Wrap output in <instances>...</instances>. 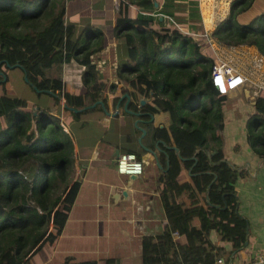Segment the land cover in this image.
<instances>
[{"label": "trees", "instance_id": "obj_1", "mask_svg": "<svg viewBox=\"0 0 264 264\" xmlns=\"http://www.w3.org/2000/svg\"><path fill=\"white\" fill-rule=\"evenodd\" d=\"M126 1L139 10L130 16L127 4L121 2L114 18L113 34L126 43L128 55L116 69L117 78L126 84L118 87L121 94L126 93L119 104L128 98L126 108L138 110L143 142L150 137L155 140L165 129L152 125L148 116L167 110L173 142L182 139L197 147L194 162L169 149L161 177L167 224L159 234L141 237L140 264H181L176 247L184 245L190 247L197 264H208L217 256L206 240L208 230L215 227L222 232L227 216L231 233L244 227V219L235 209L234 189L242 171L224 159L218 148L208 157L212 148L206 143V132L218 140L215 129L221 127L220 104L225 96L210 81L212 52L206 42L194 37L195 32L182 30L162 14L159 18L154 0ZM252 1L230 0L227 13L210 33L220 44L254 45L264 56V11L247 21L237 18ZM63 6L64 0H0V71L4 72L6 63L19 66L34 90L51 94L55 101L62 97L63 106L77 115L93 102L96 106L99 98L105 104L100 97L105 84L89 57L102 47L103 34L96 27L84 28L81 36L75 34L74 27L63 22ZM70 58L83 66L86 88L82 93L62 90L60 79L44 72ZM201 96H208L211 106H204ZM139 97L145 102L138 107ZM253 108L246 119V138L251 150L264 157V91L254 95ZM180 164L189 168L191 182L176 181ZM71 167V139L58 116L48 108L30 109L24 98L0 93V264H33L32 254L41 242L51 243L58 235L77 186L73 181L66 187ZM192 187L203 191L206 201V208H194L198 227L188 220L191 210L176 198L183 190L190 195ZM216 211L218 218L209 219ZM172 231L184 242L173 239ZM242 241L240 238L239 243ZM108 261L110 258L104 264ZM78 264L97 262L82 260Z\"/></svg>", "mask_w": 264, "mask_h": 264}, {"label": "crops", "instance_id": "obj_2", "mask_svg": "<svg viewBox=\"0 0 264 264\" xmlns=\"http://www.w3.org/2000/svg\"><path fill=\"white\" fill-rule=\"evenodd\" d=\"M229 1L154 0L153 4L154 10L160 12L159 18L162 14L182 30L195 32V38L201 35L200 40H205L211 52L216 51L226 59L224 46L240 56L230 65L245 81L225 94L220 104L221 127L215 129L219 138L215 141L207 131L206 143L212 148L208 150V157L218 148L224 159L242 171L234 182V189L235 209L244 219V227L231 233L227 216L222 232L211 227L205 237L217 252L211 262L220 258L215 264H249L258 256L264 257V157L251 150L246 138V119L254 111V95L259 90L264 91V56L254 45L226 46L216 42L211 35L210 29L227 13ZM121 2L127 4L130 16L139 10L126 0H64L63 6V22L70 23L75 34L81 36L86 31L84 28L96 27L102 31L103 45L89 57L97 77L105 84L100 92L105 104L97 102L94 106L96 103L93 102L75 115L71 113L72 109L63 106L62 97L55 101L46 92L37 91L42 95L26 100L30 109L48 108L58 116L71 139L72 167L66 187L73 181L77 183L60 232L51 243L41 242L32 254L33 264H78L82 260L104 264L106 258H110L107 264H140L141 237L155 236L167 224L161 200V177L168 165L169 149L173 148L182 158L190 157L194 162L197 147L182 139L173 142L167 110H156L147 115V121L152 125L165 129L155 140L149 136L150 141L143 142L138 113L122 110L128 98L119 104L124 95L118 87L126 84L119 76L117 78L116 69L128 55L126 43L116 39L112 28ZM260 11H264V0H253L237 18L247 21ZM204 31L206 36L201 34ZM82 69V64L70 58L46 67L44 72L60 79L62 90L82 93L86 88L82 82ZM110 83L114 84L112 88L108 87ZM43 95L52 98L53 102L47 104ZM201 99L204 106H211L208 96H201ZM136 119L140 128L134 124ZM122 151L135 152L142 162L141 172L133 178L129 179L128 175L115 169V158ZM176 181L191 182L189 168L184 164L179 165ZM195 188H191L190 195L187 190L180 191L176 198L187 211L191 210L188 220L198 227L199 217L194 208H206V201L203 200L204 192ZM218 216L216 211L208 218ZM231 221L235 223L234 219ZM172 235L178 242H184L182 236H174L173 231ZM240 238L244 239L241 244ZM176 254L181 264H197L187 245L176 247Z\"/></svg>", "mask_w": 264, "mask_h": 264}, {"label": "built area", "instance_id": "obj_3", "mask_svg": "<svg viewBox=\"0 0 264 264\" xmlns=\"http://www.w3.org/2000/svg\"><path fill=\"white\" fill-rule=\"evenodd\" d=\"M205 32L201 34L206 36ZM210 46H212V43ZM210 81L218 93L227 94L228 91L240 87L244 82V77L222 55L212 51ZM115 169L117 172L126 175L131 173L139 174L142 170V162L134 152L122 151L115 158ZM173 233L177 234L176 231H173ZM220 260V258H217L215 262L208 264H215ZM263 262L264 257L258 256L255 260L250 261L249 264H262Z\"/></svg>", "mask_w": 264, "mask_h": 264}, {"label": "rangeland", "instance_id": "obj_4", "mask_svg": "<svg viewBox=\"0 0 264 264\" xmlns=\"http://www.w3.org/2000/svg\"><path fill=\"white\" fill-rule=\"evenodd\" d=\"M212 28L210 29V31L212 30ZM196 37L199 38V36H197V35H196ZM204 42H205V40H204ZM221 48H222V46H221ZM223 50H224V54H225L226 59H227L229 64H232V62H234L235 60H238L240 58L238 53H233L232 54L230 48H226V47L223 46ZM3 70H4L3 73L5 75V81H4L5 83L1 82V84H0V93L5 92L6 94H8L10 96L21 97V98H24V99H26L28 101H30L34 97L42 95L40 93H37V91L34 90L25 81V79L23 77V71H22V69L19 66H4ZM260 75L263 76L262 73ZM244 81H245V79H244ZM43 96H44L45 100L48 102V103L46 102L47 104H49V102L50 103L53 102L52 98H48V96H46V95H43ZM34 112L35 111H33V113Z\"/></svg>", "mask_w": 264, "mask_h": 264}, {"label": "water", "instance_id": "obj_5", "mask_svg": "<svg viewBox=\"0 0 264 264\" xmlns=\"http://www.w3.org/2000/svg\"><path fill=\"white\" fill-rule=\"evenodd\" d=\"M6 65H8V66H13L14 64H8V63H6ZM0 73H1L0 82H2V81L5 80V75H4V73L1 72V71H0ZM23 77H24V79L26 80V75H25L24 71H23ZM47 91H49V90H47ZM123 95H126V93H124ZM144 101H145V100H144L143 98H139V99H138V104L140 105V104H142ZM97 102L100 103V104H102V102H101L100 100H97ZM34 107H35V108H38L37 105H35ZM123 109H124L125 111H127V112H130V113H134V114L139 113L138 110L133 111V110H130V109L126 108V101L124 102ZM136 121H137V119L134 120V124H135V125H136ZM136 126H137V125H136ZM138 128H140V127L138 126ZM140 129H141V133H143L144 130H143L142 128H140ZM174 149L176 150V147H174ZM135 176H136V174H134V173L128 174V178H129V179H130V178H133V177H135ZM262 264H264V262H263Z\"/></svg>", "mask_w": 264, "mask_h": 264}]
</instances>
